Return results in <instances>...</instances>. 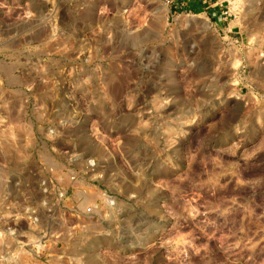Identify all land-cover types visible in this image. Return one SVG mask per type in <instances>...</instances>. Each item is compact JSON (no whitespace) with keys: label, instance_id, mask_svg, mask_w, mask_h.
I'll return each instance as SVG.
<instances>
[{"label":"rangeland","instance_id":"rangeland-1","mask_svg":"<svg viewBox=\"0 0 264 264\" xmlns=\"http://www.w3.org/2000/svg\"><path fill=\"white\" fill-rule=\"evenodd\" d=\"M0 197V264H264V0H0Z\"/></svg>","mask_w":264,"mask_h":264},{"label":"built area","instance_id":"built-area-1","mask_svg":"<svg viewBox=\"0 0 264 264\" xmlns=\"http://www.w3.org/2000/svg\"><path fill=\"white\" fill-rule=\"evenodd\" d=\"M84 162H86V169L87 170H90V168H93V167L96 166L95 162L93 160H88V161H84ZM70 164L71 165H77L78 164V160L75 159V158H72V159H70ZM83 173L86 174V171H81L79 173V172H76L73 169H71V181H72L71 185L76 184L79 181L80 177L83 176ZM43 183H44V185L47 184L46 181H44ZM73 186H75V185H73ZM58 191H59V193L56 192L57 199H58V201L59 200L62 201L66 197V193L67 192L64 191V190H59V188H58ZM80 201L81 200H79L77 202V204L73 205V207H72L73 211L75 213H77L78 215H83L84 214L86 216H89V215L94 214L96 212V210H98L97 206H95V205H86V206H84L81 209L80 206H79L80 205V203H79ZM108 202L110 203V205H113V203H114L112 200H108ZM31 214H32V218L31 219H33V221H35V222H38L39 221V217H40V216L38 217V213L36 211L32 210Z\"/></svg>","mask_w":264,"mask_h":264},{"label":"bare ground","instance_id":"bare-ground-1","mask_svg":"<svg viewBox=\"0 0 264 264\" xmlns=\"http://www.w3.org/2000/svg\"><path fill=\"white\" fill-rule=\"evenodd\" d=\"M6 149V148H5ZM18 165V164H17ZM1 198V197H0ZM1 201V200H0Z\"/></svg>","mask_w":264,"mask_h":264}]
</instances>
